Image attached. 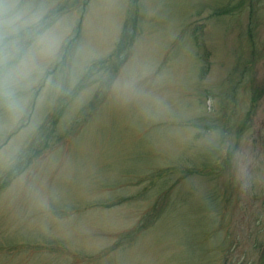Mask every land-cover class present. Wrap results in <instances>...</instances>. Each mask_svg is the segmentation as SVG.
<instances>
[{
  "label": "rangeland",
  "instance_id": "1",
  "mask_svg": "<svg viewBox=\"0 0 264 264\" xmlns=\"http://www.w3.org/2000/svg\"><path fill=\"white\" fill-rule=\"evenodd\" d=\"M235 1L0 0V264H264V56L231 76L264 0Z\"/></svg>",
  "mask_w": 264,
  "mask_h": 264
},
{
  "label": "trees",
  "instance_id": "2",
  "mask_svg": "<svg viewBox=\"0 0 264 264\" xmlns=\"http://www.w3.org/2000/svg\"><path fill=\"white\" fill-rule=\"evenodd\" d=\"M243 6V0H239L237 2V0L235 2H231L230 4L224 6V7H219L216 9V14L217 15H224V14H228V15H238L239 10H241ZM254 4L252 3V5L250 6V11H249V20L247 22V28H246V34H247V41L249 42V44L252 47V52H251V58H249L246 62L243 60V67L240 66L241 64H237V66L232 70L231 76L233 79V82H235V84H233V88L235 89L241 81L245 79H247V81H253L252 79H249V76H251V72H255L257 70V61H259L261 58H263L264 56V46L258 47V42L256 41V35H255V30L257 31L258 27H259V20L257 21V17L255 16V8L253 7ZM251 71V72H250ZM259 93L260 95L263 97L264 96V82L263 84L260 86L259 89ZM261 96H254L252 103H251V107H249V110L247 112V116H246V121L242 123V129H245L247 127H250L252 125V121H253V114H255L254 110H255V103L259 100V97ZM264 135L261 136V138ZM264 150V140H263V148ZM264 152V151H263Z\"/></svg>",
  "mask_w": 264,
  "mask_h": 264
},
{
  "label": "crops",
  "instance_id": "3",
  "mask_svg": "<svg viewBox=\"0 0 264 264\" xmlns=\"http://www.w3.org/2000/svg\"><path fill=\"white\" fill-rule=\"evenodd\" d=\"M148 223H149V225H148V229H150V227H152V222H148ZM148 223H145V224H146V225H145L144 223H141V222H140V224H141L140 226H141V227H147V224H148ZM116 224H118V225H115V223H113L112 227L115 228V227H118V226L120 225V223H116ZM148 232H149L148 230H145V231L142 233L143 235L140 234L139 239H140V238H144V237L146 236V233H148ZM113 235H114L113 238H115V235H116L118 240H119L120 238H122V237H124V238H128V237H129L125 232H121L120 235H119V233L114 232ZM118 243H120V242H118ZM118 243H117V244H118ZM118 247H119V246H118ZM122 247L124 248V250H126V251H128V252H131V251H132V247L129 246V247L127 248V244H126V243L123 244ZM134 251H135V249H134Z\"/></svg>",
  "mask_w": 264,
  "mask_h": 264
}]
</instances>
